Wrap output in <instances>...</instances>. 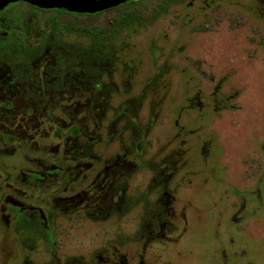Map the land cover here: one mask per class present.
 <instances>
[{
    "label": "rangeland",
    "instance_id": "374dc122",
    "mask_svg": "<svg viewBox=\"0 0 264 264\" xmlns=\"http://www.w3.org/2000/svg\"><path fill=\"white\" fill-rule=\"evenodd\" d=\"M123 3L0 63V264H264V0Z\"/></svg>",
    "mask_w": 264,
    "mask_h": 264
},
{
    "label": "flooded vegetation",
    "instance_id": "af4514ba",
    "mask_svg": "<svg viewBox=\"0 0 264 264\" xmlns=\"http://www.w3.org/2000/svg\"><path fill=\"white\" fill-rule=\"evenodd\" d=\"M123 4L121 3L117 7ZM16 6H24L25 8L16 11L14 10ZM113 8L116 6L106 10ZM39 11L68 15H92L99 14L104 10L93 13L76 12L65 8H44L26 0L8 1L0 6V20H4L9 26L6 31L0 29V63L2 62L12 70L21 69L24 74H28V71L33 68L34 60L42 54L45 44L51 40L60 41L62 39L59 33L63 31L64 23L56 21L55 16H48L40 21ZM80 27L77 28L80 30L85 28ZM88 27L92 28L93 26ZM13 212L14 230L24 248L33 249L38 240L52 243L54 232L50 222L43 223L38 213L28 214L16 206L13 207ZM21 264H31V261L26 258Z\"/></svg>",
    "mask_w": 264,
    "mask_h": 264
},
{
    "label": "water",
    "instance_id": "95a60500",
    "mask_svg": "<svg viewBox=\"0 0 264 264\" xmlns=\"http://www.w3.org/2000/svg\"><path fill=\"white\" fill-rule=\"evenodd\" d=\"M11 0H0V6ZM44 8H65L69 11L93 13L102 11L127 0H26Z\"/></svg>",
    "mask_w": 264,
    "mask_h": 264
},
{
    "label": "trees",
    "instance_id": "16d2710c",
    "mask_svg": "<svg viewBox=\"0 0 264 264\" xmlns=\"http://www.w3.org/2000/svg\"><path fill=\"white\" fill-rule=\"evenodd\" d=\"M130 16H135L136 14H132V12H129ZM125 17V12L124 14H120L119 16H115L110 20V23L108 24V26H103V25H98V26H93L91 27H85L83 28L84 32L88 34V36L92 37V38H102L103 35H105L106 33H108V28L110 30V28H112V26H115V24L117 23V21L120 18H124ZM110 25V26H109Z\"/></svg>",
    "mask_w": 264,
    "mask_h": 264
}]
</instances>
